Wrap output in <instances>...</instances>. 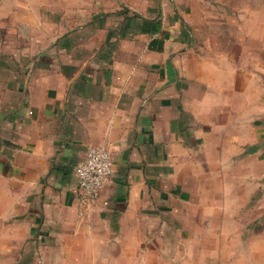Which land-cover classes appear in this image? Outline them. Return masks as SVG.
<instances>
[{
	"label": "crops",
	"instance_id": "0c3cea01",
	"mask_svg": "<svg viewBox=\"0 0 264 264\" xmlns=\"http://www.w3.org/2000/svg\"><path fill=\"white\" fill-rule=\"evenodd\" d=\"M93 146L113 166L83 206ZM263 213L264 0H0V264L150 259Z\"/></svg>",
	"mask_w": 264,
	"mask_h": 264
},
{
	"label": "rangeland",
	"instance_id": "374dc122",
	"mask_svg": "<svg viewBox=\"0 0 264 264\" xmlns=\"http://www.w3.org/2000/svg\"><path fill=\"white\" fill-rule=\"evenodd\" d=\"M243 223L239 220L226 223L220 229L210 226L189 229L191 234L186 242L157 244L150 259H147L146 252L132 255L111 251V244L101 238L99 246L103 252L97 258L83 250L69 254L59 245L60 252L55 253V259L48 254L46 258L39 255L37 259L29 250L26 259L13 260L12 264H264V213L251 221L250 227L247 220L245 226ZM82 245L76 246L83 249ZM32 247L34 245L28 244V249Z\"/></svg>",
	"mask_w": 264,
	"mask_h": 264
},
{
	"label": "built area",
	"instance_id": "2783aa9c",
	"mask_svg": "<svg viewBox=\"0 0 264 264\" xmlns=\"http://www.w3.org/2000/svg\"><path fill=\"white\" fill-rule=\"evenodd\" d=\"M112 166V155L107 148L93 146L87 150L84 159L75 168L81 205H91L99 199Z\"/></svg>",
	"mask_w": 264,
	"mask_h": 264
}]
</instances>
